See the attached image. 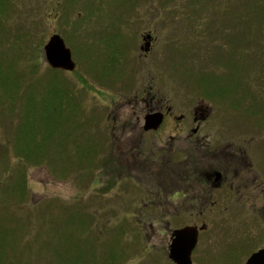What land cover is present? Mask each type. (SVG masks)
Instances as JSON below:
<instances>
[{"label":"rangeland","instance_id":"1","mask_svg":"<svg viewBox=\"0 0 264 264\" xmlns=\"http://www.w3.org/2000/svg\"><path fill=\"white\" fill-rule=\"evenodd\" d=\"M111 1L79 0L71 5L65 0H13L20 5L19 24L23 31L35 33L31 43L40 46L42 51L35 55L44 66L49 67L44 46L54 33H59L72 49L77 70L52 73L60 85H67L69 95L64 100L51 95L40 97L47 87L45 75L36 79L40 95L35 87L32 97L21 91L18 110L0 108V231L10 242L16 240L20 250L12 248L9 255L47 264L53 251L64 249L72 254L83 247L85 253H90L89 244L96 239L98 250L103 253L111 242L118 240L125 249V264H174L168 257L169 238L185 212L144 204L153 198L155 169L149 167L148 161L143 169L135 167L123 155L114 157L112 151L113 126L120 117L117 112H130V107L124 100L112 106L107 97L100 96V90L124 93L151 78L154 88L166 90L169 103L177 111L189 112L198 105L211 108L212 114L205 124L207 137L250 145L249 154L253 162H258L256 169L262 177L261 195L248 194L256 195L253 209L217 210L206 239L212 251L193 258V264H242L264 245V127L260 126L259 116L254 117L242 107L244 103L236 104L256 99L247 97L259 93L264 85L253 78L251 84L255 86H239L234 102L225 98L224 95L231 97L230 92L223 93L221 89L231 85L223 74L232 71L225 62L231 61L228 51L233 45L227 28H217L219 20L220 26L227 27L221 1L213 2L204 17L200 15L202 8L199 6V12H195L188 0H121L119 6ZM114 11L122 18H112ZM115 22H119L116 28L120 27L118 32L123 37L120 41L106 34ZM148 29L156 36V50L147 59H141L142 32ZM211 31L215 35L212 41L206 39ZM84 39L94 44L87 42L83 47ZM217 40L219 45L215 44ZM110 41L122 43L124 61L115 74L109 75L112 68L106 69L107 63L101 67V60L104 56L105 61H111L112 49L107 46ZM197 41L202 44H196ZM193 45L198 49L191 51ZM201 73L212 75L213 88L201 87L197 80ZM29 97L34 99L29 101ZM44 99L51 109L43 108ZM27 104L31 107L27 108ZM24 125L31 133L23 129ZM172 133L173 126L169 124L161 135L166 140L160 143L167 145ZM28 135L37 142L44 162L26 165L30 160H25L20 164L26 166L21 175L24 178L27 173L29 185L26 198L20 200L17 195L21 192L13 187L21 175L17 177L15 170L8 174L4 169L6 163L18 166V155L26 158L16 144L21 137L28 139ZM151 147L144 146L145 156ZM123 148L126 153V147ZM123 230L125 233L121 234ZM38 236L42 241L35 242ZM47 240L50 242L44 248L48 250L46 256L44 252L37 258L38 246ZM236 250V255L232 254Z\"/></svg>","mask_w":264,"mask_h":264},{"label":"flooded vegetation","instance_id":"2","mask_svg":"<svg viewBox=\"0 0 264 264\" xmlns=\"http://www.w3.org/2000/svg\"><path fill=\"white\" fill-rule=\"evenodd\" d=\"M142 39L139 55L141 59H147L156 50V36L148 29L142 32ZM108 45L109 49H113L117 48L119 43ZM146 46L148 50L145 49ZM122 59L124 61V53ZM160 61L166 63V60ZM160 76L165 79V74L161 73ZM143 83L124 93L100 90V96L107 97L110 105L124 100V104L130 107V112H117L120 117L113 126V155L118 158L123 155L126 161H132L135 167L142 169L148 161L149 167L155 169L153 198L151 202L144 204L185 212L178 226L172 229L168 253L175 229L196 226L199 234L192 258L202 254L206 256L212 251L206 239L212 231V222L214 224L217 210L227 212L254 208L256 195L248 194L256 192L261 195L262 177L256 169L258 162L255 163L251 159V148L246 142L207 137L205 124L212 114L210 107L198 105L189 112L177 111L174 105L169 103L166 90L154 88L155 84L151 78ZM153 114H160L162 117V121L157 125L146 121L147 117ZM169 124L173 126L174 133L170 134L169 143L164 146L160 141L166 139L161 135ZM149 135L153 137L150 138ZM144 146L151 147L148 153L151 158L148 154L144 155L142 149L147 152ZM123 147H126V153L123 152ZM258 155L260 159L263 158L261 150ZM143 185L145 186L144 183ZM261 248H264V245L252 253ZM235 252L237 250L232 254L236 255Z\"/></svg>","mask_w":264,"mask_h":264},{"label":"trees","instance_id":"3","mask_svg":"<svg viewBox=\"0 0 264 264\" xmlns=\"http://www.w3.org/2000/svg\"><path fill=\"white\" fill-rule=\"evenodd\" d=\"M78 1L79 0H65L67 4L71 5ZM188 1L190 8H192L195 12L198 11L197 9L200 6V8H202V11H200V15L204 17L206 16V13L210 11L209 8L212 6L213 2H216L217 0ZM218 1H221V6H224V13H222V17H224L223 23H226L227 27L220 26L222 23L219 20L218 24L220 25H218L217 28L218 30H221L222 28H227L226 30L229 36L228 39L231 42V45H233V47H231V49L228 51V54L231 55V61L225 62L228 65L227 67L232 71H226L223 74L231 81V85L230 87H228V85L223 86L221 90H223V93L230 92L231 97H228L226 95L224 96L225 98H230L232 102L238 91L236 89H238L239 86L245 84L247 85L246 88L248 89H252V87L255 86L254 84H251L253 78H255L257 83L264 85V0ZM111 2L117 6L122 3L121 0H112ZM18 6L20 5H16L13 0H0V108H5L9 112L14 109L18 110V105H21V91H27L28 93H30L31 97L34 96V87L35 91H38L36 79H40L41 77L44 78L45 75H48L44 78L48 79V82L46 90H43L44 95H40L39 92H37V94L40 95L41 98H44L45 95H51L52 97H58V99L63 98L64 100L69 95L67 85H60V82L57 81V78L52 76L53 72H63L64 70L53 69L50 66H44L41 60H39L38 56L35 55V53H40L42 50L39 45L37 46L36 44L31 43L32 35H34L35 33L29 29L23 31V26L19 24L20 12H18ZM115 13V11L112 12V18L119 19L122 16L120 15V13ZM80 18L78 20H80ZM73 24L77 25L76 22ZM117 24H119V22H115V24H113V29L111 27L109 30H106V34L108 33L107 35L109 37L111 35H114L116 39L120 41L123 37L122 34L118 32L120 30V27L116 28ZM101 34L102 33H100L99 36ZM108 36L107 38H109ZM206 39H209L211 41L214 40V33L212 31L209 32L208 38ZM87 42H90V40L84 39L83 47L84 44ZM114 42L119 43V46L117 48L112 47L113 49L110 55L111 61H105L104 56L101 60V67L104 63H107L109 64V66L106 67V69L112 68L109 72V75L110 73L115 74L118 65L123 64V52L120 51L123 45L118 41H110L109 43ZM199 43L202 44L201 42H198L196 44ZM215 44L219 45V41L217 40ZM190 49L191 51H195L198 48L194 47L193 45V47H190ZM88 51L92 52V50ZM90 57H94V55L91 54ZM104 70L105 69H103L102 72ZM251 71L254 73L251 74ZM202 75L203 73H201L200 77H198L197 79L201 87L205 90H208V87L206 86L210 85L209 88H213L212 85H214V80H212V75L210 73L208 74L210 76ZM38 84L40 85L41 83ZM246 88L244 89L246 90ZM233 89H235L236 91H234ZM248 92L247 94H249ZM212 93L213 90L211 92V95ZM31 97H29V101H32L34 99ZM249 97H255L256 99L248 100L249 103L240 101L239 103L235 104L239 106L244 103L242 104V107L246 108V111L252 114L254 117L259 116L261 119V123L259 122L260 126L264 127V89L260 90L259 93H256L255 95H248L247 98ZM26 103L24 105H26ZM42 103L44 109L52 108L51 105H46V99H44ZM30 107L31 104H27V108ZM23 129H25L27 133H31L32 131L26 128L25 125L23 126ZM27 138L28 139H22L21 137L19 138V140L17 139L18 142L16 144L18 152H20L26 158L22 159L18 155V166L15 164L14 166H10L5 161L6 167L4 170L8 172V174L9 171L10 174H12L14 172L13 170H15L17 172H15L14 174H16L17 177L21 175L23 172L21 170H23V168H25L26 166H20V164H24L25 160H30V163H25L26 165H40L44 162V160L42 159L43 156H41L40 150L36 145L37 142L31 140L32 135H28ZM40 144L43 145V143ZM7 177L8 176L4 178ZM17 181L18 182L13 187V190H19L21 193L20 195H17V198L23 200L24 198H26L29 190L27 173L24 178L22 177V175L21 177H18ZM9 192L10 190L9 188H7V193ZM22 192H26V195H24ZM104 228L106 227L104 226ZM124 233L125 230H123L121 234ZM0 237V264H45L43 261L40 260H38L37 262H33L31 261V258L29 261H25V259H22L20 257L18 258L17 255L12 257L16 259L13 260L9 255L10 249L15 248L14 250L16 252H20L16 240H11L10 242L9 239L6 238L5 234H1V231ZM40 238L41 237L38 236L35 242L42 241ZM49 242L50 241L47 240L44 245L38 246L36 250L38 252L37 258L42 256L44 252H46V256L48 250L46 251V249L44 248L47 247L46 245H49ZM120 244L121 243L118 240L113 241L109 244L108 248L104 250V252L102 251L103 253H100V250H98V241L95 239L89 244L91 247L90 253L89 251L85 253L83 247H78L77 251L72 254L66 253L64 249L58 252L53 251L52 255L47 258V261L49 262L47 264H125L127 256L124 247H122Z\"/></svg>","mask_w":264,"mask_h":264},{"label":"water","instance_id":"4","mask_svg":"<svg viewBox=\"0 0 264 264\" xmlns=\"http://www.w3.org/2000/svg\"><path fill=\"white\" fill-rule=\"evenodd\" d=\"M145 49L148 50V47ZM44 53L46 61L54 69L73 71L76 68L72 49L59 33H54L49 38L44 46ZM146 121L157 125L162 121V117L160 114H153L147 117ZM198 234L199 229L196 226H186L173 231L168 255L175 264H193L192 252L197 245ZM244 264H264V248L252 253Z\"/></svg>","mask_w":264,"mask_h":264}]
</instances>
